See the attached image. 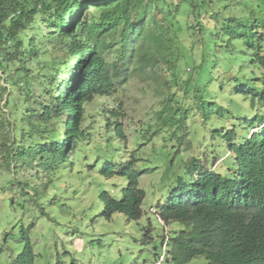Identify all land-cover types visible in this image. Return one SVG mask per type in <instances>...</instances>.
Instances as JSON below:
<instances>
[{
  "label": "rangeland",
  "instance_id": "obj_1",
  "mask_svg": "<svg viewBox=\"0 0 264 264\" xmlns=\"http://www.w3.org/2000/svg\"><path fill=\"white\" fill-rule=\"evenodd\" d=\"M181 1L147 0L146 20L156 17L163 23L174 13L169 3H180L175 27L193 28L178 35L168 30L167 39H172L171 52L186 46L188 59L176 69L170 56L169 62L159 59L147 70H136L135 61L111 95L85 105L84 132L54 167L38 158H11L38 139L22 133L24 95L29 92L27 100L36 105L47 96L55 75L51 61L56 54L46 43L42 15L24 33L27 45L34 39L37 46L38 66L45 67L26 80L13 67L24 71L37 62L8 63L6 73L0 68V90H8L0 101V264H23L28 244L34 264L168 263L163 237L184 227L159 220L158 199L174 190L194 159L226 173L232 157L223 136L234 130V141H244L257 132L247 120L264 115V101L251 95L264 91L263 71L252 64L256 54L264 57V0H198L195 12ZM108 41L113 43L106 51L108 61L117 62L123 51L120 32L110 34ZM243 88L254 91L245 96ZM204 102L207 112L214 111L209 118ZM167 104L187 111L183 128L163 126L161 112ZM131 161L142 173L140 187L147 193L142 218L131 221L121 213L107 218L102 196L122 198L128 181L117 172ZM189 264L210 263L200 256Z\"/></svg>",
  "mask_w": 264,
  "mask_h": 264
},
{
  "label": "trees",
  "instance_id": "obj_2",
  "mask_svg": "<svg viewBox=\"0 0 264 264\" xmlns=\"http://www.w3.org/2000/svg\"><path fill=\"white\" fill-rule=\"evenodd\" d=\"M184 2L193 12L198 9V0H182L181 4ZM146 3L147 0H0V68L4 73L8 63L37 62L36 67H26L24 71L20 66L13 67L17 75H26L23 76L26 80L36 78V72L45 67L38 66L34 39L27 45L24 37L39 14L47 26L46 43L56 54L51 61L55 75L50 79L47 96L32 105L27 100L28 92L19 107L25 114L23 135L38 139L26 149L19 148L17 156L12 153L11 158H38L54 167L64 156H69L83 134L85 105L97 97L111 95L135 61L139 63L136 70H147L159 59L169 62L170 56L176 69L179 61L188 59L186 46L179 48L178 53L171 52L172 39H167L168 30L179 34L185 28H193L187 24L175 27L180 3H169L174 13L171 11L172 15L163 23L156 17L146 20L150 11ZM116 31L120 32L123 51L117 62L110 63L106 51L113 43L108 37ZM139 41L142 45H138ZM252 64L264 75V57L260 53ZM194 67L199 69L201 64L195 63ZM61 73L63 78L59 83ZM39 76L43 77L40 73ZM7 91V88L0 90V101ZM242 91L247 96L254 90L243 88ZM251 95L263 103L264 91ZM199 98L203 101L202 95ZM207 104L204 102L201 107L209 118L214 111L207 112ZM161 115L166 128L186 125L187 111L180 106L167 104ZM18 119L15 118L16 123ZM247 121L249 129L257 132H251L244 141H234V130L223 136L232 157V167L226 173L194 159L187 165L186 174L177 179L174 190L158 199L159 220L166 225L179 223L184 227L168 238L163 237V246H169L164 253L167 264H189L200 256L210 264H264V115ZM135 163L131 161L117 172L128 181L120 200L103 194L107 218L121 213L131 221L141 220L147 193L140 187L142 173L134 169ZM149 233L151 230L147 237ZM34 256L28 244L21 261L34 264Z\"/></svg>",
  "mask_w": 264,
  "mask_h": 264
}]
</instances>
